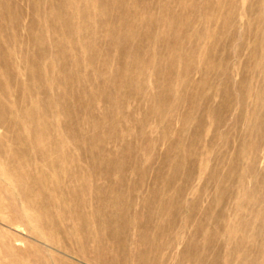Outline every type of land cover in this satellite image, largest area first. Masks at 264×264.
Segmentation results:
<instances>
[{"label":"rangeland","instance_id":"rangeland-1","mask_svg":"<svg viewBox=\"0 0 264 264\" xmlns=\"http://www.w3.org/2000/svg\"><path fill=\"white\" fill-rule=\"evenodd\" d=\"M5 1L0 264H264V0Z\"/></svg>","mask_w":264,"mask_h":264},{"label":"bare ground","instance_id":"bare-ground-1","mask_svg":"<svg viewBox=\"0 0 264 264\" xmlns=\"http://www.w3.org/2000/svg\"><path fill=\"white\" fill-rule=\"evenodd\" d=\"M9 11V3L8 2H6L5 0H0V33L1 32H3L4 33V35H5V37H6V39H5V41H4V43H1V46H3V47H5V49H6V47H8V44L10 45V40H11V37H12V33H11V27L13 26V20L12 19H9L8 17H7V12ZM2 33V34H3ZM0 37H1V35H0ZM2 47V48H3ZM2 48H0V49H2ZM3 50H4V48H3ZM2 50V51H3ZM0 51V60L2 59V57L4 56V52L6 51ZM4 77V76H3ZM1 78V77H0ZM3 79V78H2ZM4 81V80H3ZM1 89H2V87H1ZM0 89V90H1ZM0 98H1V96H0ZM1 100V99H0ZM48 168V167H47ZM46 170V169H45ZM47 171V170H46ZM50 172V171H49ZM44 173V172H43ZM47 173V172H46ZM45 174V173H44ZM78 175V174H77ZM38 176V175H37ZM47 176V175H46ZM59 176V175H58ZM43 177V176H42ZM53 177V176H52ZM55 177V176H54ZM51 178V177H50ZM38 179V178H37ZM34 180V179H33ZM40 180V179H39ZM39 180H37V182L39 181ZM44 180V179H43ZM46 180V179H45ZM49 180V179H48ZM54 180H55V178H54ZM61 180V179H60ZM53 181V180H52ZM79 181V180H78ZM35 182V181H34ZM48 182H50V181H48ZM53 182H55V181H53ZM53 182H51L52 184H53ZM60 182V181H59ZM84 182V181H83ZM83 182L81 183V184H83ZM88 182V181H87ZM86 182V183H87ZM26 183H28V182H26ZM41 183H42V181H41ZM70 183V182H69ZM68 183V184H69ZM85 183V182H84ZM49 184V183H48ZM40 185V184H39ZM43 185V184H42ZM41 185V186H42ZM79 185V184H78ZM84 185H86V184H84ZM26 186V185H25ZM37 186V185H36ZM54 186H56L55 184H54ZM53 186V187H54ZM63 186V185H62ZM69 186V185H68ZM83 186V185H82ZM57 187V186H56ZM64 187V186H63ZM72 187V186H71ZM76 187V186H75ZM80 187V186H79ZM78 187V188H79ZM50 188V187H49ZM66 188V187H65ZM86 189V188H85ZM48 190V189H47ZM54 190V188L52 189V191ZM57 190H58V188H57ZM67 190V189H66ZM72 190V189H71ZM84 190V189H83ZM86 190H88V189H86ZM51 191V190H50ZM56 191V190H55ZM54 191V192H55ZM58 192V191H57ZM34 193V192H33ZM56 193V192H55ZM39 194V193H38ZM45 194H47V192L45 191ZM49 195V194H48ZM50 195H51V193H50ZM54 196V195H53ZM48 197V196H47ZM52 197V196H51ZM57 198V197H56ZM49 199V198H48ZM54 199V198H53ZM57 200V199H56ZM55 200V201H56ZM58 201H59V199H58ZM51 202V201H50ZM57 202V201H56ZM53 201H52V205H53ZM50 204V203H49ZM50 207V206H49ZM48 207V208H49ZM53 208V207H52ZM60 212V211H59ZM69 212H71V211H69ZM16 214V213H15ZM54 214V213H53ZM12 215H13V213H12ZM54 216V215H53ZM57 216V215H56ZM70 216V215H69ZM79 216V215H78ZM9 217V216H8ZM58 217H59V215H58ZM14 218H16V217H14ZM14 218H11L10 220H13ZM55 219V218H54ZM69 219V218H68ZM72 219V218H71ZM75 219V218H74ZM18 220V219H17ZM67 220V219H66ZM29 221V220H28ZM69 221V220H68ZM27 222V221H26ZM57 222V221H56ZM18 223H20V222H18ZM29 222H27V224H28ZM42 223V222H41ZM54 223V222H53ZM69 223V222H68ZM13 224H14V222H13ZM17 224V223H16ZM62 224V223H61ZM20 225H22V224H20ZM24 225V224H23ZM10 226V225H9ZM18 226H19V224H18ZM25 226V225H24ZM42 226V225H41ZM66 226V225H65ZM25 228H27L26 226H25ZM36 228H38V227H36ZM48 228V227H47ZM67 229V228H66ZM37 230V229H36ZM35 230V231H36ZM49 230V229H48ZM70 230V229H69ZM69 230H68V233H69ZM44 231H45V229H44ZM72 231V230H71ZM38 232V231H37ZM0 235H2V234H0ZM65 235V234H64ZM72 235V234H71ZM76 235H78V234H76ZM88 236V235H87ZM70 237V236H69ZM80 237V236H79ZM83 237V236H82ZM12 238V237H11ZM74 238H76V237H74ZM73 239V238H72ZM77 239V238H76ZM75 239V240H76ZM70 240V239H69ZM83 241H84V239H82ZM13 241V240H12ZM78 241V240H77ZM82 241V242H83ZM2 242V241H1ZM0 242V243H1ZM3 242H5V241H3ZM72 242H73V240H72ZM12 244L14 243V242H11ZM83 243H85V241L83 242ZM7 244V243H6ZM78 244V243H77ZM2 246H5V244H3ZM11 246H14V245H11ZM17 246V245H16ZM27 246V245H26ZM36 246V245H35ZM34 246V247H35ZM81 246V245H80ZM80 246H79V248H80ZM84 246V245H83ZM1 247V246H0ZM8 248V247H7ZM13 248V247H12ZM29 248V247H28ZM27 248V249H28ZM6 250H8V249H6ZM11 250V249H10ZM9 250V251H10ZM26 250V249H25ZM24 250V251H25ZM8 251V253L10 254V252ZM21 251H22V249H21ZM12 252H14V251H12ZM31 252V251H30ZM5 253V252H4ZM7 253V254H8ZM15 253V252H14ZM20 254L22 253L23 254V251L22 252H19ZM22 254H21V257H22ZM6 255V254H5ZM11 255H12V257H13V254L11 253ZM18 256V255H17ZM10 258V257H9ZM15 258V255H14V257H13V259ZM19 258V257H18ZM12 259V258H11ZM33 259V258H32ZM15 260L16 259H14V261L13 262H15ZM20 260V259H19ZM27 260V259H26ZM38 260H39V258H38ZM7 261V260H6ZM31 261V260H30ZM35 261V260H34ZM22 262V261H21ZM28 262V261H27ZM5 263V262H4ZM9 263V262H8ZM12 263V262H11ZM36 263V262H35ZM41 263H42V261H41ZM67 263H69L68 261H67ZM14 264V263H13ZM15 264H16V262H15ZM19 264V263H18ZM47 264V263H46Z\"/></svg>","mask_w":264,"mask_h":264}]
</instances>
